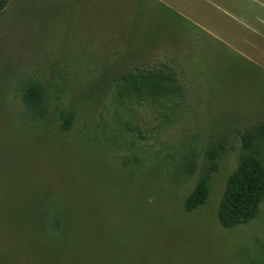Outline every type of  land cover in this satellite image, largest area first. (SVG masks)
Listing matches in <instances>:
<instances>
[{
    "label": "rangeland",
    "instance_id": "374dc122",
    "mask_svg": "<svg viewBox=\"0 0 264 264\" xmlns=\"http://www.w3.org/2000/svg\"><path fill=\"white\" fill-rule=\"evenodd\" d=\"M108 6V16L105 0H10L0 10V68L11 82L38 80L45 90L43 117L13 102L0 151L23 157L15 168L32 195L93 213L95 243L113 262L264 264V199L248 223L227 229L217 217L242 134L264 118V77L231 62L202 68L185 46L122 22L121 0ZM157 69L173 72L180 89L141 95L123 78ZM214 144L217 170L207 153ZM259 152L264 162V140ZM206 170L209 198L185 212Z\"/></svg>",
    "mask_w": 264,
    "mask_h": 264
},
{
    "label": "trees",
    "instance_id": "16d2710c",
    "mask_svg": "<svg viewBox=\"0 0 264 264\" xmlns=\"http://www.w3.org/2000/svg\"><path fill=\"white\" fill-rule=\"evenodd\" d=\"M9 1L0 0V10ZM123 78L141 95L168 96L180 89L175 74L162 69L139 70ZM11 79L8 67L3 65L0 68V121L18 98L22 99L27 111L43 117L45 90L42 82L26 79L16 84ZM74 117V112L67 114L62 125L64 130L72 126ZM241 140L237 167L228 178L217 210L220 225L227 229L257 217L264 199V162L259 152L264 140V118L256 129L242 134ZM9 150L4 154L0 151V159L5 164L2 166L9 168L4 178L0 174V264H118L95 243L94 214L79 209L78 201L66 206L55 195L36 192L32 195L30 183L16 172L17 163H21L23 157L17 156L21 158L18 160ZM207 153L212 160L211 169L217 170L214 160L218 156V146L212 145ZM189 166L190 172L195 170L193 165ZM211 175V171L201 172L184 200L185 212H192L206 203L211 191Z\"/></svg>",
    "mask_w": 264,
    "mask_h": 264
},
{
    "label": "crops",
    "instance_id": "0c3cea01",
    "mask_svg": "<svg viewBox=\"0 0 264 264\" xmlns=\"http://www.w3.org/2000/svg\"><path fill=\"white\" fill-rule=\"evenodd\" d=\"M121 1L122 22L129 17L139 34L185 46L202 68L231 62L264 77V0Z\"/></svg>",
    "mask_w": 264,
    "mask_h": 264
}]
</instances>
